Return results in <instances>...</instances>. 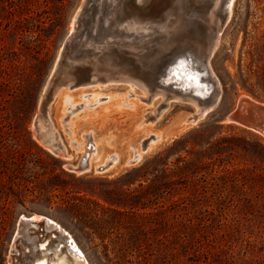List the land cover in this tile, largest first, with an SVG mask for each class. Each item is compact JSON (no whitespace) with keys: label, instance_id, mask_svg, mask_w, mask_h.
Here are the masks:
<instances>
[{"label":"rangeland","instance_id":"obj_1","mask_svg":"<svg viewBox=\"0 0 264 264\" xmlns=\"http://www.w3.org/2000/svg\"><path fill=\"white\" fill-rule=\"evenodd\" d=\"M102 1L0 0V264L33 262L26 235L38 246L59 240L43 222L24 230V217L58 224L88 264H264V137L223 123L240 97L264 103V0H234L210 60L221 98L197 124H183L195 105L150 101L127 84L56 93L42 126L67 159L39 142L35 121L67 40L74 55L112 31L115 2ZM88 133L99 148L93 168L69 171ZM160 135L127 165L139 140L146 148Z\"/></svg>","mask_w":264,"mask_h":264},{"label":"bare ground","instance_id":"obj_2","mask_svg":"<svg viewBox=\"0 0 264 264\" xmlns=\"http://www.w3.org/2000/svg\"><path fill=\"white\" fill-rule=\"evenodd\" d=\"M110 1L115 2L113 9H116L111 18L110 28L112 31L108 30L109 34L107 36L98 31L97 37L101 35L102 38H94L93 49L78 50L74 55H70L65 67L60 72L59 81L55 85L60 96L66 93L64 89L71 91L74 85H81L86 82H88L85 85L86 87L94 86L98 89L127 84L131 87L130 90L138 88L143 91L150 101L160 95L163 98V103L171 99H179L189 102L198 108L197 104L199 102L197 100H205L207 91L206 89H201L197 81L199 77L194 76L197 82L187 83L186 80L193 77V75L190 71H186L187 68L183 67L174 72L177 74L175 79L178 83L173 84L175 80L170 75L167 77V72L164 71L168 68L167 59H169V57H164V55L175 46L181 50H187L197 65L203 69L202 71L209 73L210 81L215 82L217 88L221 89L218 78L212 70L210 60L212 51L219 43L221 33L217 34V32L220 29L221 20L224 15L226 16V13L228 20L230 19L234 0H211V2L209 0ZM102 2L106 4V0ZM104 6H102L99 13H102V10L107 8V6ZM213 7L221 11L217 13L216 10H210ZM122 9L126 10L125 14V10L122 11ZM120 10L123 13L122 16ZM107 13L110 14V12ZM75 24L76 19L74 21ZM100 25H102V20L97 18L94 25L95 31ZM117 26H121L124 33L120 34L118 31L114 33L113 30ZM127 55L133 57H128ZM193 70L197 71V69ZM178 72L185 77L180 78ZM187 73H190V75H185ZM183 81L185 82L183 83ZM172 88L183 89L179 90L178 93L188 95L189 98L183 99L178 94H174L170 91ZM93 94L95 95L96 92H93ZM66 98L69 99L68 97ZM142 101L144 100L142 99ZM159 115L160 113L152 117L153 120ZM150 120V118L144 120L141 125ZM82 138L84 139L82 144L84 145V153L77 167L83 166L85 168L82 169V172H87L93 168V157L99 148L93 133L83 135ZM163 138L164 136H157L146 148H144L145 146L142 147L143 139L139 140L138 143H140L141 149L139 152L134 150V157L132 160L127 161V165L130 166L139 162L142 155L155 148L154 143L158 139L161 142ZM39 142L48 147L51 152L57 151L59 155L67 158L66 148L55 143L56 137L54 133H43V140ZM107 167L108 165L96 166L98 172L106 171ZM100 168H103V171H99ZM42 222L46 230L58 233L57 239L59 238V240L49 241L48 244L42 243L39 249L40 246L37 245V241L32 239L30 235H26L29 244L32 242L31 255L29 254L33 261L31 264H88L82 252L73 243V239L64 233L66 231H63L52 220L42 217H24L21 220V225L24 230H28V227L32 225L39 227V223Z\"/></svg>","mask_w":264,"mask_h":264},{"label":"water","instance_id":"obj_3","mask_svg":"<svg viewBox=\"0 0 264 264\" xmlns=\"http://www.w3.org/2000/svg\"><path fill=\"white\" fill-rule=\"evenodd\" d=\"M87 11H88V6L86 4L78 13L76 17V24H79L82 22ZM227 24H228V17L226 13V16L224 15L221 20L220 29L217 32V34L222 33V31L224 30ZM73 40H74V35H72L67 40L62 50V53L58 59V62L56 63L54 73L52 77L50 78L46 86V89L44 90V93L42 95V98L40 101L39 114L35 121L36 137L38 138L39 141L43 140V133H44L43 129L44 128L42 126V123H43L44 118L46 117L49 106L52 103L57 93V90H56L57 88L55 87V85L59 81V76H60V72L62 68L65 67V64L67 63L68 58L70 57L69 51L73 44ZM164 57H169V59H167L168 68L167 70H164V71L167 72L166 73L167 77L168 75H170L171 78L175 80L173 84L178 83L176 82V79H175L177 78V74H175L174 72L184 67V68H187L186 70L187 72L190 71V73L193 75V77H190L189 79H187L186 82L187 83L195 82L196 80L194 76H198L199 80L197 81L201 89L207 90L205 94V98H204L205 100H197L199 102V104H197V107H198L197 110L194 113H192L190 117H188L187 119L183 121L184 125L197 124L198 121L203 119L208 113H210L218 105L220 98H221L222 90L221 89L219 90L217 88L215 82L210 81L209 73L202 71L203 69H201L199 65H197L196 61L193 60V57L190 55V53L187 50H181L177 46H175V47H172L169 51H167ZM189 68H191V70H189ZM193 69H197V71ZM190 73H187L185 75H190ZM178 74L180 78L185 77L180 72H178ZM184 82L185 81H183V83ZM173 84L171 83V85ZM173 89L176 91H174ZM179 90H183V89H176V88L170 89L171 92H173L176 95L178 94L183 99L189 98L188 95H182L178 93ZM223 123L241 127L243 129H246L248 131H251L253 133H256L264 137V103L252 97H248V96L240 97L237 99L234 106L225 115L223 119ZM43 146L49 150L48 147H46L45 145ZM52 153L55 155H59L57 151H54ZM66 168L69 171L79 173V172H82V169H84L85 167L83 166L77 167V166H73L69 164V165H66ZM99 171H103V168H100Z\"/></svg>","mask_w":264,"mask_h":264},{"label":"trees","instance_id":"obj_4","mask_svg":"<svg viewBox=\"0 0 264 264\" xmlns=\"http://www.w3.org/2000/svg\"><path fill=\"white\" fill-rule=\"evenodd\" d=\"M258 144L264 149V142L262 140H258Z\"/></svg>","mask_w":264,"mask_h":264}]
</instances>
